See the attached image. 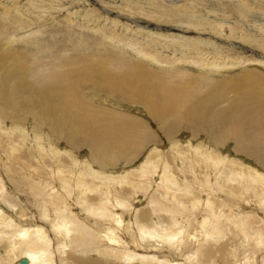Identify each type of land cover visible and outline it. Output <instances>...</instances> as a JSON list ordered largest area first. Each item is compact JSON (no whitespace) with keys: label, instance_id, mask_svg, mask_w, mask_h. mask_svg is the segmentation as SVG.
I'll use <instances>...</instances> for the list:
<instances>
[{"label":"bare ground","instance_id":"bare-ground-1","mask_svg":"<svg viewBox=\"0 0 264 264\" xmlns=\"http://www.w3.org/2000/svg\"><path fill=\"white\" fill-rule=\"evenodd\" d=\"M203 2L0 0V264L259 263L264 0Z\"/></svg>","mask_w":264,"mask_h":264},{"label":"rangeland","instance_id":"rangeland-1","mask_svg":"<svg viewBox=\"0 0 264 264\" xmlns=\"http://www.w3.org/2000/svg\"><path fill=\"white\" fill-rule=\"evenodd\" d=\"M6 1V0H5ZM199 2L204 6V2H203V0H199ZM202 9H203V7H202ZM261 10H262V8H261ZM264 13V12H263ZM252 15L253 14H250L249 16L250 17H252ZM1 16V15H0ZM1 20V19H0ZM248 21L249 20H246V22H247V25L249 24L248 23ZM248 26H250V24L248 25ZM57 30V33L58 32H62L63 31V27H59V28H55V31ZM52 34H54V33H52ZM64 38L63 39H61V40H59V41H57V43H60V42H62V43H60V44H58L57 46L58 47H60L62 50H68V49H70L71 48V50H72V47H73V44H76V43H79V42H81V43H83V44H86V45H88V46H90V47H93V48H96L97 46H96V44H97V42H99V38L97 37V36H93V35H90L88 32H85V33H76V32H73L71 35H69V36H63ZM68 40H71V44H69V43H65L66 41H68ZM106 54H109V53H111L110 54V56H115L116 55V53L119 51V50H116V47H113V46H106ZM146 49H147V51L148 52H150L151 51V48H149V47H146ZM184 60L182 61V64H184ZM185 68V66H181V67H179V68ZM186 69H188V68H186ZM241 72V70H237L235 73H240ZM99 94V93H98ZM104 97H106V94H102ZM142 107H140L139 108V110H141L142 111V109H141ZM136 110V109H135ZM140 111V112H141ZM153 122V121H152ZM156 125H155V122H153V125H151V127H152V129L155 127ZM182 138H183V136H182ZM184 139H186V136L183 138V139H181V137L179 138V140H184ZM158 141V140H157ZM166 141V139H162V142L161 143H159V145H160V147L162 148V149H164V146H165V150H167V148L169 147V142H167ZM169 143V144H168ZM194 143H195V145L198 143V141L197 140H194ZM227 149H230V150H228L227 152H225V153H232L233 155H235V156H240V157H243V158H245L246 159V157L243 155V154H239L237 151H236V149H235V147H234V145L232 144V142H230V143H228L227 144ZM234 147V148H233ZM234 149V150H233ZM224 151V150H223ZM86 154V152H84L83 153V155H85ZM247 160L251 163V164H253L254 163V167H256L257 169L259 168V170L260 171H262V172H264V163L263 164H261V162L258 160V159H256V158H254V157H249V158H247ZM257 163V164H256ZM137 164H139V163H137ZM260 165H262V166H260ZM259 166V167H258ZM154 181V180H153ZM147 183H150L151 185H153V186H155V181L154 182H152V181H149V182H147ZM129 191L130 192H128V194H127V197H126V199H128V201H130V203L131 202H133V203H140V202H137V201H139V197H141V196H144V194L143 195H141V194H136V193H134L132 190H130L129 189ZM131 195V196H130ZM131 197H133V198H131ZM131 199V200H130ZM133 199V200H132ZM254 202H255V199H254ZM254 249L255 250H257L258 251V247L257 246H255L254 247ZM262 251H264V248H263V250ZM264 253V252H263ZM263 259H264V256H262V257H260V260H259V263L260 264H264V261H263ZM263 262V263H262ZM258 263V264H259Z\"/></svg>","mask_w":264,"mask_h":264},{"label":"water","instance_id":"water-1","mask_svg":"<svg viewBox=\"0 0 264 264\" xmlns=\"http://www.w3.org/2000/svg\"><path fill=\"white\" fill-rule=\"evenodd\" d=\"M20 264H28V260L27 259H23V260H21Z\"/></svg>","mask_w":264,"mask_h":264}]
</instances>
